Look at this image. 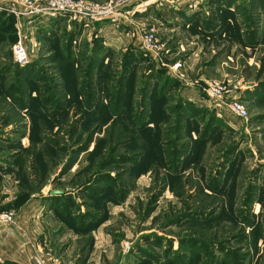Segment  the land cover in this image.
Segmentation results:
<instances>
[{"label":"rangeland","instance_id":"1","mask_svg":"<svg viewBox=\"0 0 264 264\" xmlns=\"http://www.w3.org/2000/svg\"><path fill=\"white\" fill-rule=\"evenodd\" d=\"M159 3L197 29L168 31L151 10ZM182 3H150L133 49L99 42L92 24L72 31L68 52L70 31L52 28L30 44L26 75L6 67L14 33L1 36L0 88H10L0 90V166L10 172L16 157L18 203L37 201L55 219L39 264H264V0ZM214 82L247 118L211 98Z\"/></svg>","mask_w":264,"mask_h":264},{"label":"crops","instance_id":"2","mask_svg":"<svg viewBox=\"0 0 264 264\" xmlns=\"http://www.w3.org/2000/svg\"><path fill=\"white\" fill-rule=\"evenodd\" d=\"M186 1L188 0H176L175 2L171 0L172 4L179 2L180 4L182 2V4H184V2ZM166 3H169V1H167ZM167 5L172 8L171 4ZM159 6L160 3L153 6L151 10H163L162 14L164 15L166 22L171 25L168 31H172L176 28H184V25L188 26L189 24L190 26L193 24L192 27H195L197 29V26L194 25L197 22L196 20L193 19L192 22L186 21V23L184 24L181 19V26H179V24L175 22V20L179 18L178 16L180 14L175 17L170 13V10L166 9V7L162 8ZM175 8L178 9L176 5ZM146 9L137 11L133 15L130 14L128 16L123 17V20L119 26H116L106 21L94 23L93 27H91L92 29L90 28L92 32V37L94 36L95 38H103L105 44H107V38L111 39L112 41L114 40L115 49L121 47L123 44L125 46V49L128 46H130L131 49H133V46L140 47L142 41L139 34V25L144 22V18H138V16L143 14L145 16V19H148L149 16L146 15ZM223 9L224 8L222 7V9L220 10ZM173 13L175 15L178 12L173 11ZM13 17V26L16 35L18 34V28L21 27L24 32L31 36V44L34 43V41L37 39V36H43L45 31H48L52 28H58V30H62L67 27L70 31L69 35L72 34V31H76V29L78 30V28H81V26L77 22H69V20H67L65 17H62L58 19L50 18L48 20H36L33 22L34 28L30 29V26L28 27L29 23L25 19L18 18L14 15ZM185 18L187 20L189 19L187 17ZM175 24H178V26ZM122 30H125V34L124 32H122ZM77 41L78 39L75 37L73 40V44H76ZM189 75H191V73ZM189 87L190 88L185 91L187 98L191 100L192 98L196 99L197 92L199 91L197 90L198 87L194 85ZM4 152L5 151L0 150V159H4ZM15 158L12 157L9 162V168L11 170L10 172L5 173L2 167L0 166V212H3L4 210L12 207H16L15 209L17 210L16 219L14 223L6 225L0 220V263L2 264L5 261H8L19 264H34V252H36L40 256L39 252L40 250L43 251L44 244L46 243L45 245H47V243H49V240L55 238L53 236L54 232H56L53 226L55 219H53V216L50 214V212H43L42 208L44 206L36 205L39 204L37 201L31 200L32 202L30 201L24 204L18 203L21 199V193L18 191L19 180H17V178H14V176L17 174L16 171L21 172V170L17 168L16 165H14L15 161L13 159ZM2 163L6 165L7 161L3 160ZM17 205H19V207H17ZM58 223L61 226L62 223ZM67 236L68 234L66 233V235H64L62 238ZM43 239L44 241H42ZM100 241L102 240L100 239V237H98L97 243H99ZM97 246L101 247L102 244L99 243ZM108 250L106 252L109 253L110 256H113V251L111 250L109 252ZM44 257L46 260H48L49 258L51 259V257H49L43 252L42 258ZM97 259L98 257L96 259L94 257H90L87 264H89L90 262H94L95 260L97 261Z\"/></svg>","mask_w":264,"mask_h":264},{"label":"built area","instance_id":"3","mask_svg":"<svg viewBox=\"0 0 264 264\" xmlns=\"http://www.w3.org/2000/svg\"><path fill=\"white\" fill-rule=\"evenodd\" d=\"M159 0H2L0 8H4L7 14L25 19L33 29V22L36 20H48L50 18L65 17L69 22H77L81 27H88L96 22L107 21L116 26L122 22V18L137 11L146 9L150 3ZM31 32V30H30ZM30 34V33H29ZM145 50L153 54L157 59L160 55V47L155 43L152 34L145 32ZM30 39L21 27L18 28L17 40L12 46L14 61L19 65H25L30 60ZM180 63L175 64V68ZM209 95L214 100L225 103L241 118H247L248 112L245 106L237 100L225 99V96H232L233 93L225 84L214 82L209 89ZM15 213L9 211L0 214V220L10 225L15 222ZM34 264H39L34 258Z\"/></svg>","mask_w":264,"mask_h":264},{"label":"trees","instance_id":"4","mask_svg":"<svg viewBox=\"0 0 264 264\" xmlns=\"http://www.w3.org/2000/svg\"><path fill=\"white\" fill-rule=\"evenodd\" d=\"M1 13V12H0ZM13 24H14V17H13V15H9V14H2V16H0V38H2L1 36H3L4 34H10V33H14V36H15V39H14V42L17 40V35H16V33H15V31H14V26H13ZM49 32V31H48ZM46 34H47V31H45L44 32V35L43 36H45V38H46ZM56 36H57V34H56ZM53 37H55V36H53ZM50 38H52V37H48V39H50ZM96 40H98L99 39V42L100 41H102V39L101 38H95ZM73 40H74V38H73V36H72V34L71 35H69V37H68V39H67V47L66 48H68V52H69V50H71V46H72V44H73ZM1 44V43H0ZM97 51H98V45H96V50H95V53L97 54ZM67 52V51H66ZM127 60V59H126ZM125 60V71L123 70V73H121V74H119V78H123L124 80H127L128 78H129V75H127V73L128 72H131V70L132 69H130L129 67H128V63L131 61V60H129V61H126ZM32 62V61H31ZM150 62V61H149ZM152 62V61H151ZM30 64H32V63H30ZM30 64H28V65H26V66H20V65H18V66H16L15 64H14V61H12L9 65H7L6 67L8 68V70H12V73H14V74H17V75H26L25 74V72L24 71H27V69L30 67L29 65ZM152 64V63H151ZM155 65V66H154ZM127 69H129V70H127ZM151 69H152V72H154L155 71V73H161V72H163V70H162V68L161 67H157V61L156 60H153V64H152V66H151ZM156 75V74H155ZM0 76H3V75H0ZM73 76V75H72ZM69 80L71 79V78H68ZM67 82H69V81H67ZM152 82V81H151ZM9 88L10 87H3L2 86V89L0 88V90H2V91H4V93H7L8 94V90H9ZM124 92H123V88H121V90H118V93H116V102L117 103H120L122 100H123V97H124ZM76 102H78L79 103V101H76ZM1 264V263H0ZM3 264H15V263H12V262H5V263H3Z\"/></svg>","mask_w":264,"mask_h":264},{"label":"water","instance_id":"5","mask_svg":"<svg viewBox=\"0 0 264 264\" xmlns=\"http://www.w3.org/2000/svg\"><path fill=\"white\" fill-rule=\"evenodd\" d=\"M15 65L18 66L19 64H18L17 62H15ZM51 193H52V194H63V193H64V190H62V189H53V190L51 191ZM125 260H126V258L124 257V258L122 259V262H121L120 264H123Z\"/></svg>","mask_w":264,"mask_h":264}]
</instances>
